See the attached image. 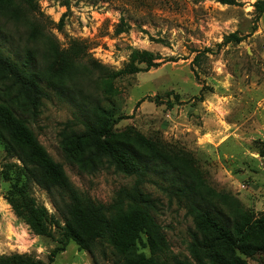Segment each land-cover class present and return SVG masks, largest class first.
Segmentation results:
<instances>
[{"label": "rangeland", "instance_id": "374dc122", "mask_svg": "<svg viewBox=\"0 0 264 264\" xmlns=\"http://www.w3.org/2000/svg\"><path fill=\"white\" fill-rule=\"evenodd\" d=\"M35 1V10L13 19L0 0V47L40 75L47 97L38 109L17 113L80 192L108 204L135 185V177L62 144L66 122L83 129L104 118L114 124L113 139L151 159L142 190L169 240L171 262L196 261L192 245L206 232L194 208L232 230L263 215L264 10L257 4L264 0ZM230 34L242 41H228ZM55 47L77 52L61 81L46 74ZM5 142L0 137V255L48 262L62 245V203ZM23 184L48 210L50 235L36 234L13 209L10 199ZM250 243L259 248L253 256L239 253L247 264H264V230ZM139 250L148 253L143 242ZM51 264L114 263L71 241Z\"/></svg>", "mask_w": 264, "mask_h": 264}, {"label": "trees", "instance_id": "16d2710c", "mask_svg": "<svg viewBox=\"0 0 264 264\" xmlns=\"http://www.w3.org/2000/svg\"><path fill=\"white\" fill-rule=\"evenodd\" d=\"M7 1L9 6L5 10L13 19L27 16L37 8L35 0ZM217 1L228 5L237 3L235 0ZM257 8L263 12L264 1L259 2ZM226 39L242 41L236 34ZM76 57L77 52L64 53L55 47L46 70L48 78L57 81L67 78ZM26 63L11 58L0 47V137L6 141L8 151L16 154L27 168L38 171L40 183L59 196L66 226L63 227L62 245L52 251L48 262L31 254H13L0 255V264H51L71 241L80 250H98L104 259H111L114 264H247L239 252L253 256L259 250L250 243V237L264 230V213L257 220L232 230L212 213L194 208L199 227L206 232L203 240L192 245L196 261L173 258L171 262L169 240L152 214V200L142 190L144 183L149 181L151 159L113 139L114 124L104 118L85 122L83 129L76 128L77 124L72 121L66 122L62 144L74 156H86L92 162L106 161L117 171L135 177V185L132 189L121 188L108 204L80 192L67 178L63 165L54 161L41 145L28 119L17 113L19 108L24 111L38 109L47 97L40 75L26 68ZM15 194L18 197L11 198L10 203L16 214L36 234L50 235L48 210L37 204L25 184L18 187ZM55 223L61 227L59 221ZM141 242L148 253L139 250Z\"/></svg>", "mask_w": 264, "mask_h": 264}]
</instances>
